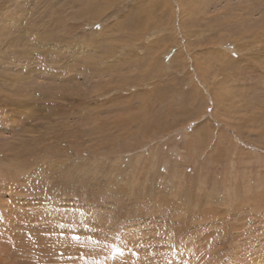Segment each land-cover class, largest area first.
Masks as SVG:
<instances>
[{
	"label": "rangeland",
	"instance_id": "obj_1",
	"mask_svg": "<svg viewBox=\"0 0 264 264\" xmlns=\"http://www.w3.org/2000/svg\"><path fill=\"white\" fill-rule=\"evenodd\" d=\"M0 264H264V0H0Z\"/></svg>",
	"mask_w": 264,
	"mask_h": 264
},
{
	"label": "bare ground",
	"instance_id": "obj_2",
	"mask_svg": "<svg viewBox=\"0 0 264 264\" xmlns=\"http://www.w3.org/2000/svg\"><path fill=\"white\" fill-rule=\"evenodd\" d=\"M17 2H18V0H16ZM20 1V0H19ZM183 1V0H182ZM36 2V1H35ZM26 3V2H25ZM211 3V2H210ZM226 3V2H225ZM23 4V3H22ZM31 6V5H30ZM28 7V6H27ZM21 8H23V7H21ZM14 9V8H13ZM16 9V8H15ZM232 10V9H231ZM255 10V9H254ZM13 11V10H12ZM22 11H24V8H23V10ZM261 13V12H260ZM9 16H10V14H9ZM5 17H7V16H5ZM8 18V17H7ZM14 18V17H13ZM236 18V17H235ZM17 19H19V18H17ZM3 20V19H2ZM244 21H246V20H244ZM20 23V22H19ZM24 23V22H23ZM26 24H27V22H25ZM45 24V23H44ZM24 26V25H23ZM2 27V26H1ZM28 29V28H27ZM2 30H4V28L2 29ZM21 32V31H20ZM5 33V32H4ZM12 33V32H11ZM216 36V35H215ZM31 37V36H30ZM42 39V38H41ZM43 41V40H42ZM49 42V41H48ZM12 43V42H11ZM56 43H58V42H56ZM224 51V50H223ZM33 53V52H32ZM219 53V52H218ZM225 53V52H224ZM54 58V57H53ZM182 58V57H181ZM219 58V57H218ZM63 59V58H62ZM185 59V58H184ZM183 59V60H184ZM194 59V58H193ZM48 60V59H47ZM55 60V59H54ZM56 61H59V60H56ZM185 61V60H184ZM8 64V63H7ZM24 66V65H23ZM17 77V76H16ZM200 83V82H199ZM208 83V82H207ZM193 85V84H192ZM233 89V88H232ZM234 91V90H233ZM241 91V90H240ZM256 91V90H255ZM254 91V92H255ZM263 91V90H262ZM189 92V91H188ZM195 94V93H194ZM199 94V93H198ZM191 95V94H190ZM251 95V94H250ZM258 97V96H257ZM211 114V113H210ZM196 121V120H195ZM222 121V120H221ZM198 123V122H197ZM203 128V127H202ZM235 128V127H234ZM244 142V141H243ZM220 144V143H219ZM24 163V162H23ZM25 163H26V161H25ZM21 166V165H20ZM9 167V166H8ZM151 251V250H150ZM150 253H152V252H150Z\"/></svg>",
	"mask_w": 264,
	"mask_h": 264
}]
</instances>
